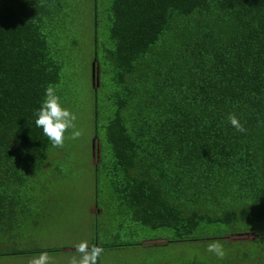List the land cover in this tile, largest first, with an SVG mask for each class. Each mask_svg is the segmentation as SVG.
I'll list each match as a JSON object with an SVG mask.
<instances>
[{
    "label": "trees",
    "instance_id": "16d2710c",
    "mask_svg": "<svg viewBox=\"0 0 264 264\" xmlns=\"http://www.w3.org/2000/svg\"><path fill=\"white\" fill-rule=\"evenodd\" d=\"M49 85L81 130L63 147L34 123ZM89 115L98 260L154 241L142 264H264V0H0V256L62 250L16 244Z\"/></svg>",
    "mask_w": 264,
    "mask_h": 264
},
{
    "label": "rangeland",
    "instance_id": "374dc122",
    "mask_svg": "<svg viewBox=\"0 0 264 264\" xmlns=\"http://www.w3.org/2000/svg\"><path fill=\"white\" fill-rule=\"evenodd\" d=\"M87 83L92 86L89 66L85 71V84L89 92L90 87ZM89 117L90 123L85 124L88 128L86 133L89 134L82 137L85 150L80 149L76 154L77 166L73 164L71 171L65 170L60 177L61 182L55 180L46 198L43 199V201L47 200L45 204L49 205L45 208L48 214L47 218L39 221L36 225L31 222L30 225L22 226L24 234L30 233V236L23 235L22 240L16 244L20 249H62L56 252L43 253L47 257L46 264H81L84 254L77 250L78 245L81 243H86V250L90 256L88 264H93L91 254L95 247H89H92L95 239L93 214L96 209V194L90 164L93 120L91 115ZM105 241L115 242L119 240L115 239V233L111 231L102 237L101 244L103 245ZM166 249L167 246H160V244H155L154 241H150L138 249L122 248L121 246L112 250L101 249L99 260L96 255L94 264L147 263L149 258H158ZM40 254L0 256V264H30V261Z\"/></svg>",
    "mask_w": 264,
    "mask_h": 264
},
{
    "label": "clouds",
    "instance_id": "9594fccd",
    "mask_svg": "<svg viewBox=\"0 0 264 264\" xmlns=\"http://www.w3.org/2000/svg\"><path fill=\"white\" fill-rule=\"evenodd\" d=\"M35 117V126L42 130V133L54 147H63L65 142V133L71 129V139H78L81 135V130L74 124L76 115L64 107L56 94L54 86L49 85L44 89L43 98L41 100L39 108L33 113ZM229 125L239 133L246 132L244 125L240 119L229 114L227 117ZM86 243L78 245L77 250L83 253V259L81 264H88L90 259L89 253L87 252ZM100 249H93L91 259L98 255ZM207 252L214 254L218 259L224 257V249L221 243L218 241L210 242L207 245ZM46 254L41 253L39 256L34 257L30 264H46Z\"/></svg>",
    "mask_w": 264,
    "mask_h": 264
},
{
    "label": "water",
    "instance_id": "95a60500",
    "mask_svg": "<svg viewBox=\"0 0 264 264\" xmlns=\"http://www.w3.org/2000/svg\"><path fill=\"white\" fill-rule=\"evenodd\" d=\"M95 62H93V78H96ZM98 79V78H97Z\"/></svg>",
    "mask_w": 264,
    "mask_h": 264
}]
</instances>
